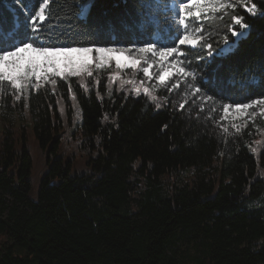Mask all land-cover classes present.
Listing matches in <instances>:
<instances>
[{
    "label": "trees",
    "instance_id": "1",
    "mask_svg": "<svg viewBox=\"0 0 264 264\" xmlns=\"http://www.w3.org/2000/svg\"><path fill=\"white\" fill-rule=\"evenodd\" d=\"M166 1L58 0L55 19L44 25L80 41L56 46L195 49L188 62L199 68L178 55L192 76L155 89L162 106L147 92L109 86V75L29 83L21 93L0 83V264H264V117L235 126L219 116L224 104L264 99V76L252 65L254 84L231 99L187 87H201L194 83L207 69L201 62L240 31L233 17L254 28L241 52L252 60L264 55V20L247 18L256 0L235 1L212 19L188 18L196 45L158 44L177 28L182 35ZM37 11L39 5L31 15ZM8 12L13 28L25 30L31 16L11 6ZM216 64L229 84L249 69L248 60L230 54ZM22 113L28 123L17 127L12 117ZM74 120L71 151L62 152L66 121Z\"/></svg>",
    "mask_w": 264,
    "mask_h": 264
},
{
    "label": "snow or ice",
    "instance_id": "2",
    "mask_svg": "<svg viewBox=\"0 0 264 264\" xmlns=\"http://www.w3.org/2000/svg\"><path fill=\"white\" fill-rule=\"evenodd\" d=\"M201 0H193V5H198ZM257 4L264 5V0H256L255 3L247 9L248 19H260L264 20V9L259 12L256 11ZM39 5V11L35 12V15H31L35 10L36 6ZM8 6L14 7L17 12H23L27 16H31V21L25 30H16L13 28L9 22ZM54 6H58V0H52V4H49V0H0V82L7 81L10 82L14 89L20 90L22 84L20 81L28 77L29 73L33 76H38V69L41 68V64L37 62L36 58L33 56L27 57V63L24 66V71H20V64L18 61L25 60L24 54L29 50L32 53L39 54L43 57V64L45 66H50L53 69L58 68V58L63 57L66 66H75L77 62V57L88 56L93 52H96L101 57H104L108 53L117 51L115 48H103V47H65L56 46L64 44L80 43V41H73L71 39H60V35H64V32L55 34L53 29L45 28L44 25L49 21L55 19ZM47 12L48 18L46 20L45 13ZM89 13V9L85 8L80 13V18L84 19ZM235 25L240 29V31H231L232 40L225 42L223 47L218 50H210L209 56L211 59H206L202 61L201 64L207 63V69L204 71V75L198 79H195L194 83L200 85L201 87L196 88L197 95H206L207 91H214L218 96L222 95L225 98H233L232 94L234 91L244 93L246 90L250 89L257 79L254 74L252 65L256 66V70L260 71L261 76H264V55L258 60H252V53L241 52L240 43L241 41L247 40L254 31L251 24L242 23V19L239 16L233 17ZM40 23V27H31L36 23ZM187 29H185L186 31ZM176 35L172 39H167L165 41H157L158 44H172L178 39L180 45H196L197 41L195 39H190L187 35L182 38L179 37V28L175 30ZM171 35V30H170ZM260 35V34H258ZM36 45V46H34ZM142 53H153V45L148 44L143 48L139 49ZM264 53V45H262L261 50ZM195 53V49H189L187 54H181L174 47L164 46L159 51V56L164 59L167 56H182L184 61L187 63L188 67H200V64H192L188 62V57ZM75 54V55H74ZM226 54H230L236 57L237 61L243 63L245 60L249 61V69L243 75L239 82L236 81L235 76L232 77V83L223 82L224 78L220 73L221 65L216 64L217 57H224ZM84 61L80 62V67L85 66ZM119 63V62H118ZM135 62L133 61V64ZM10 66V70L7 71L6 68ZM145 74L148 73V68H144ZM185 76H192V73L185 72L183 68L178 70ZM168 72H164L160 76V80L163 81ZM204 77H207L205 79ZM213 77L216 78V83H213ZM147 91V90H145ZM19 100L20 96H16ZM207 99H212L207 97ZM256 101L253 100L250 104H236L237 110H246L250 106H255ZM260 104H264V99L259 101ZM223 108L225 111L228 110L229 105L224 104Z\"/></svg>",
    "mask_w": 264,
    "mask_h": 264
},
{
    "label": "rangeland",
    "instance_id": "3",
    "mask_svg": "<svg viewBox=\"0 0 264 264\" xmlns=\"http://www.w3.org/2000/svg\"><path fill=\"white\" fill-rule=\"evenodd\" d=\"M235 1H239L247 4V0H201L198 5H193V0H185L184 3H180V0H168V5L172 8H175L174 13L177 15V21L182 25L183 34L182 37L187 35L190 39L197 40L199 37L198 31L193 27V24L189 27L186 26V18L191 16L194 18V21H202L207 19H212L215 15V12L223 10L225 8H231ZM248 7V5H246ZM193 23V22H192ZM185 29H187L185 31ZM181 37V38H182ZM148 44H136L133 46H121V45H112V46H94L103 47V48H115L117 51L108 53L104 57H101L96 52L88 56L77 57V62L75 66H66L63 57L58 58V68L53 69L50 66H45L43 64V57L39 54L32 53L30 50L24 54L25 60L18 61L20 64V71H24V66L27 63V57L33 56L36 58L37 62L41 64V68L38 69V76H33L29 73L28 77L20 81L22 87L17 92H22L24 88L27 87V84L31 83L33 86H38L44 83H55L57 78H69L77 76L80 81H83L85 76L93 78H99V76H107V83L109 86L117 83L119 85H126L128 90H141L147 92L151 95L153 100L157 102L159 106L164 105L163 97L156 91L157 88L165 85L166 83L169 86H175L181 82L185 83L187 76L183 73H180L178 70L183 68L185 72H188V69L181 62V59L178 56H167L162 59L159 56L160 49H156L153 46V53H142L139 51L140 48L145 47ZM179 52V50H178ZM75 55V54H74ZM84 61L85 66L80 67V62ZM133 61L135 62L133 64ZM119 62V63H118ZM144 68H148V73L145 74L143 71ZM10 70V66L6 68L7 71ZM168 72L169 75L165 77L163 81L160 80V76ZM139 75L145 76V79L139 77ZM89 78V80L91 79ZM10 86L11 83L4 81ZM71 82V81H70ZM1 83V82H0ZM188 89L191 92H195L191 86ZM13 86L11 87V90ZM156 89V90H155ZM147 90V91H145ZM162 97V98H161ZM260 100L256 101L255 106H250L246 110H237L235 105H229L227 111L222 107L219 116L222 121L225 123H230L233 125H241L250 122H257L259 118L264 117V104L259 103ZM72 103L74 107V115L79 119V113L81 116V111H79L78 106L76 105L75 99L72 98ZM244 105V104H242ZM63 108V106H62ZM12 121L16 124L17 127L27 124L28 120L26 119L25 114L14 115ZM4 119H2V114L0 113V131L4 128ZM75 120L73 124H69L66 121V133L62 135L61 139V151L70 152L71 149L68 145L71 143V138L73 132L77 129ZM232 125V126H233ZM223 126H226L223 125ZM234 126V127H235ZM69 137V138H68ZM40 149L36 150L34 168L36 172L42 168ZM81 167L82 164L80 165ZM35 183L38 182V177L35 175Z\"/></svg>",
    "mask_w": 264,
    "mask_h": 264
}]
</instances>
